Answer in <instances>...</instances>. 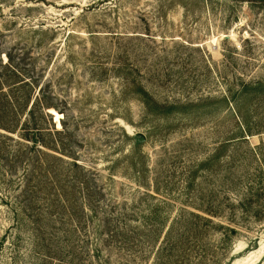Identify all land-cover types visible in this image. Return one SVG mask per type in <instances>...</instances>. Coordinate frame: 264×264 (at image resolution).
I'll use <instances>...</instances> for the list:
<instances>
[{
    "label": "rangeland",
    "instance_id": "374dc122",
    "mask_svg": "<svg viewBox=\"0 0 264 264\" xmlns=\"http://www.w3.org/2000/svg\"><path fill=\"white\" fill-rule=\"evenodd\" d=\"M0 264H264V0H0Z\"/></svg>",
    "mask_w": 264,
    "mask_h": 264
},
{
    "label": "trees",
    "instance_id": "16d2710c",
    "mask_svg": "<svg viewBox=\"0 0 264 264\" xmlns=\"http://www.w3.org/2000/svg\"><path fill=\"white\" fill-rule=\"evenodd\" d=\"M34 105H35V104L33 103L32 106H34ZM31 111H32V110L30 109V112H31Z\"/></svg>",
    "mask_w": 264,
    "mask_h": 264
}]
</instances>
